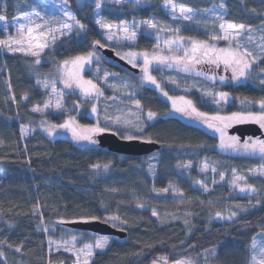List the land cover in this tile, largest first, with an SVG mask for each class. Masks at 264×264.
<instances>
[{
	"label": "trees",
	"instance_id": "16d2710c",
	"mask_svg": "<svg viewBox=\"0 0 264 264\" xmlns=\"http://www.w3.org/2000/svg\"><path fill=\"white\" fill-rule=\"evenodd\" d=\"M41 1L0 0V15L14 19L22 13L38 11ZM81 1L67 0L84 29L57 38L39 56L11 52L0 45V264H72L75 256L54 250L51 242L71 237L67 233L70 231L89 235L87 232L91 231L72 228L63 222L90 219L107 221L127 233L126 239L110 236L109 246L96 252L90 264H150L161 256L169 262L200 263L207 251H212L206 258L211 264H250L253 240L260 231L264 232V179L253 177L250 172L262 160L219 151L217 136L173 115L171 103L155 88L144 86L134 98L140 102L141 109L157 115L138 133L161 144V149L155 151L160 160L153 177L148 173L146 160L154 152L134 156L112 152L99 145L85 148L68 138H49L40 130L41 116L34 108L44 103L45 91L39 85L41 74L34 72L35 68L46 73L70 57L90 51L100 53L95 49L97 44L110 45L94 18L97 2L83 0L81 4ZM140 1L142 5L100 3L101 18L112 24L152 16L157 20L168 18L163 8L166 0ZM171 1L198 11L224 1L226 21L264 26V0ZM160 25L164 26V22ZM199 29L201 31L190 28L183 31L205 35L206 31ZM4 37L5 32L0 28V39ZM156 44L153 36L141 32L128 47L153 50ZM110 46L117 49L113 44ZM262 54L256 69H264V49ZM101 57L108 69L129 73L107 62L102 54ZM86 74L89 76L90 72ZM222 89L232 96L227 103L228 113L241 109L242 100L264 101V84L259 80L225 83ZM68 96L82 102L78 93ZM189 96L200 111H215L210 100L198 91H192ZM83 104L87 106L89 102ZM71 113L81 122L93 121L86 107L81 112L73 110ZM65 115L62 111L44 114L58 120ZM29 124L34 130L25 137L22 126ZM199 158H206L216 168L215 179L223 174L224 180L217 184L208 182L212 188L195 196L194 180L198 175L195 168L191 180L175 172L181 183L175 194L181 197L163 205L151 200L157 198L152 188L171 183L172 173L166 171L167 166L196 164ZM233 171L247 177L248 183L257 190L237 199L228 197V181ZM166 197L171 196L162 198ZM234 202L248 203L253 209L235 210L237 216L232 219L213 218L214 213ZM153 211L160 216H170L177 211L188 217L185 221H163L154 217Z\"/></svg>",
	"mask_w": 264,
	"mask_h": 264
},
{
	"label": "rangeland",
	"instance_id": "374dc122",
	"mask_svg": "<svg viewBox=\"0 0 264 264\" xmlns=\"http://www.w3.org/2000/svg\"><path fill=\"white\" fill-rule=\"evenodd\" d=\"M97 2V0H89ZM115 3L116 5L122 4H134L142 5L143 3H137V0H120L119 3L115 0H102V3ZM84 1H81L83 4ZM175 5L173 8L171 5ZM41 8L38 11L25 12L18 15L14 19L0 20V28L5 32L6 39L9 35L16 38H20V34L17 33V28L23 24V36L24 42L20 45L13 44L12 47L23 48V51H11V52H23L30 53L28 51L27 43V29H33V36H38L40 43H47L50 46L57 38L71 34L73 31H81L84 28H80L76 21H78L70 9L67 0H42L40 4ZM191 9L188 15L192 16V20H185L179 11L180 7ZM163 8L167 14L166 19L157 20L152 16L149 19L137 20L133 22H123L118 24H112L105 22L101 18V7H95L94 18L98 28L101 30L108 44L116 46V53L135 66L141 68L140 74L121 73L108 69V66L103 63L101 54L96 51H90L78 56L70 57L64 61L54 70L49 72H40L36 67L34 72H39L41 78L39 85L45 91V100L42 106L34 108V111L39 113L40 130L45 133L49 138L64 137L72 140L77 146L92 148L98 146L96 134L101 131H90L92 129H103V131H115L124 138L129 139L139 137L145 139V137L138 136L144 127L155 120L157 115L152 111H146L141 109L140 102L137 101L135 95L144 86L155 88L158 93L165 99H167L172 106V114L183 118L184 120L201 126L217 136L218 145L217 149L221 152L238 155V156H251L257 157L262 160V163L251 170V175L256 178L264 179V153L252 150H245L243 147H222L221 139L223 138L225 144H231L229 139L233 136L228 132V128L234 124L242 122H256L254 120H218L214 117H231L233 113L248 115H259L264 112V104L261 102H250L242 100L241 109L226 112L227 103L232 99L225 90L222 89L225 83L239 84L246 82H253L256 80L264 81V69H256L257 61L262 57L264 49V26L253 27L244 25V29H227L228 24L241 25L240 23L226 21L224 1L220 2L216 6H212L207 10H195L187 7L183 4L171 1V4L164 3ZM69 12L72 19L64 15V12ZM30 17V20L25 17ZM99 21V23H97ZM145 21L154 22L157 27L150 28ZM164 22V26L160 25ZM39 24L40 28H36ZM79 24L82 23L79 21ZM224 28H221V25ZM62 25H68L70 27H62ZM101 25H111V27H102ZM124 27H128L129 31L136 32V38L134 40L128 39ZM201 27L205 32V35H194L184 32L185 28L196 29L201 31ZM60 29V31H56ZM52 30V31H49ZM178 30V31H177ZM227 30V31H226ZM63 32V35H61ZM143 32L149 34L155 38L157 44L153 50H137L133 47H128L130 44H134L138 38V35ZM40 33H46L44 36H40ZM227 35L228 39L223 37ZM55 36V40L52 37ZM111 37V38H109ZM179 37H183V40H179ZM206 42L213 46L215 49H239L240 51L247 50L250 56H246V59L250 63V67L245 69L246 76L239 79L233 78V66L225 65L223 61H219L217 64L220 67L222 63V73H215L209 65L212 63V59L196 54V59L200 60V63L190 61V67L188 71L184 70V64L177 62L176 60L169 59L165 61H158L153 59L154 56L161 57H185L186 51L192 49L195 44ZM36 41H33L35 44ZM107 45V46H110ZM47 46V47H48ZM127 46V47H125ZM45 47L44 49H46ZM112 47V46H110ZM43 49V50H44ZM38 49L33 48V51ZM42 50V51H43ZM42 51H39L41 53ZM147 54L149 63L147 65L148 73H145V56ZM31 54V53H30ZM89 56L91 57L89 59ZM84 58L83 62L77 58ZM255 58V59H253ZM40 58H38L39 60ZM67 61V64L65 62ZM40 63V61H39ZM209 63V65H207ZM242 66V65H241ZM86 71L90 72L88 76ZM69 74H78V76L84 81H92L97 86L98 91L85 92L84 88L73 80L69 79ZM150 74L155 78V83L145 79V76ZM223 77V79H221ZM68 80L71 84L69 87L65 80ZM264 84V83H262ZM87 87V85H85ZM192 91H198L210 100L211 105L215 108V111L203 112L196 108V105L189 96ZM227 93V96L221 98L220 93ZM71 93H78L82 97V102H77L76 98L69 97ZM166 93V95H165ZM183 98V99H180ZM59 101L60 107H57ZM84 101H88L89 104L85 106ZM187 101L192 102V107L199 113L206 114L205 116H199L193 113L188 115L187 112L179 111L180 108H187L191 111V107L187 104ZM47 105V107H46ZM86 107V112L92 118V122H81L77 119L74 113L71 111L76 110L81 112ZM40 109V110H37ZM95 109V111H93ZM65 112L66 115L58 119H50L44 116L46 112ZM149 113H154L152 117H149ZM59 118V117H58ZM35 118L32 119V122ZM66 121H71L72 128H75L82 136H91V140L77 139L72 132L71 128H61L59 125H63ZM214 123L215 128L209 127L208 123ZM258 123V122H257ZM260 124V123H259ZM261 125V124H260ZM221 129V130H217ZM34 130V126H22L23 136L31 134ZM264 134V127H262ZM264 140V136H252L251 139L247 138L245 141H239V145H243L246 141L252 142L255 139ZM94 141V142H93ZM159 155L157 152L152 153L147 158L148 173L151 177L155 176L156 170L159 165ZM193 168L198 174L194 180V187L196 191L193 195L198 196L201 192H208L212 186L208 182L217 184L224 180V175H219V179H215L216 168L210 164L206 158H199L196 164L188 162L184 164H176L175 166H167L166 171L172 173L169 180V185L161 188H152L155 194V199H151L154 203L163 205L167 202L177 198L175 193L181 187L180 181H178L179 174L187 177L191 180ZM223 177V179L221 178ZM239 177V182L233 184V180ZM180 185V186H179ZM230 186L228 191V197L236 198L240 196H246L254 193L257 189L248 183V178L240 174L238 171H233L228 181ZM247 186V190L241 191L242 187ZM167 189V191H164ZM171 197H165L167 195ZM257 195V194H256ZM184 196V194H183ZM249 196V195H248ZM255 196V195H254ZM181 197V196H178ZM245 206V208H242ZM252 210L253 206H249L248 203L234 202L232 205L225 206L222 211L214 213V219H232L237 216L235 210ZM177 213V211H175ZM173 213L172 215H158L157 211H153L154 217H159L163 221H170L180 219L185 221L187 215L180 213ZM217 213H220L217 216ZM63 232H66L65 230ZM72 235L71 237L63 238L56 242H51V247L54 250H63L66 253L73 254L76 260L72 264H90L96 252L104 251L111 243V237L106 235H97L94 232H87V234H76L72 231L67 232ZM107 241L104 248L96 247L98 242ZM255 243L256 247H253ZM251 246V260L250 264H261L264 261V232L260 231L254 238ZM89 249L91 255H88ZM212 255V251L204 253L203 258L200 259V263H195L190 260H179L176 262H169L165 257H158L150 264H211L206 258ZM198 261V260H197Z\"/></svg>",
	"mask_w": 264,
	"mask_h": 264
},
{
	"label": "snow or ice",
	"instance_id": "6c2138e0",
	"mask_svg": "<svg viewBox=\"0 0 264 264\" xmlns=\"http://www.w3.org/2000/svg\"><path fill=\"white\" fill-rule=\"evenodd\" d=\"M102 2V0H97L96 3V7L99 8L100 7V3ZM115 2L119 3L120 0H115ZM137 3H140V0H137ZM166 3L171 4V0H166ZM173 8H175V5H171ZM181 16H183V18L185 20H192V16L188 15L187 13H190L192 10L185 8L183 6L180 7L179 9ZM65 16H68L72 19H75L74 17H71V14L69 12H64ZM6 19V17L0 15V20ZM25 19L30 20V17L26 16ZM97 23H99V21H97ZM144 23L148 24V26L150 28H156L157 25L152 22V21H145ZM76 24L80 27V28H84V25L79 24V21H76ZM102 27H111V25H101ZM62 27H70L68 25H62ZM221 28H224L225 26L222 24L220 26ZM244 25H233V24H228L227 25V29H244ZM36 28H40V25L37 24ZM23 30H24V25L21 24L18 28H17V33L20 34V38H16L14 36L9 35L6 39H0V45H3L4 47L8 48L11 51H23V48H19V47H12L13 44L16 45H20L22 42H24V36H23ZM52 31V30H49ZM56 31H60V29H56ZM123 31L125 32L126 36L128 39L134 40L136 38V32L135 31H129L128 27H124ZM178 31V30H177ZM227 31V30H226ZM33 29L32 28H28L27 29V43L29 45L28 47V51L34 55V56H39V51H42L45 47H47V43H40L39 42V38L38 36H33ZM40 36H44L46 35V33H40ZM61 35H63V32H61ZM111 38V37H109ZM224 39H228V36L225 35L223 37ZM53 40H55V36L52 37ZM179 40H183V37H179ZM33 41H36L35 44H33ZM99 43V42H97ZM33 48H36L38 50L33 51ZM197 52L200 53V55L204 56V57H208L210 59H212L213 63H218L219 61H223V63L227 66V65H231L233 66V78L234 79H239L241 77L246 76V72L245 69L249 68L251 65L249 63V61L246 59V56H250L251 54L247 52V50L245 49L244 51H240L239 49H215L213 46L207 44L206 42H201L199 44H195L194 43V47L188 51H186L185 57H161V56H154L153 59L158 60V61H165V60H169V59H173L176 60L177 62H181L184 64V70L188 71L189 67H190V61H194L195 63H200L199 59H196V54ZM145 68L144 71L145 73H148V68L147 65L149 63L148 60V56L145 53ZM91 57L89 56V59ZM78 60H80L81 62H83L84 58L80 57L77 58ZM255 59V58H253ZM37 63H39V61L37 60ZM65 64H67V61L65 62ZM242 65V66H241ZM69 79H73L75 80L79 86H81L82 88H84L85 92H90V91H98L97 86L95 84L92 83V81H84L82 80L78 74H69ZM145 79L155 83V78L153 76H151L150 74H147L145 76ZM221 79H223V77H221ZM65 83L71 87V84L69 83V81L66 79ZM261 83H264V81H261ZM85 85H87V87H85ZM166 95V93H165ZM221 98H224L227 96V93H220ZM183 99V98H180ZM262 104H264V101H261ZM187 104L189 105V107H191V111H188L187 108H180L178 109L179 111H184L187 112L188 115H192L193 113H195L196 115L199 116H205L206 114L204 113H199L195 107H192V102L191 101H187ZM57 107H60V103L59 101L57 102ZM47 107V105H46ZM40 110V109H37ZM93 111H95V109H93ZM153 115H155L154 113H149V117H152ZM213 119H218V120H235V121H242V120H254L258 123L261 124V127H264V112L260 113L259 115H253L251 113H249L248 115H244V114H237V113H233L231 117H214ZM206 123H208L209 127L215 128L216 125L214 123H209L208 121H205ZM59 127L61 128H71L73 135L77 138V139H88L91 140V136H82L75 128H72V124L71 121H66L63 125H59ZM217 130H221V129H217ZM90 131H103V129H92ZM129 139H131V137H129ZM232 143L231 144H225L223 138L221 139V146L222 147H233V148H237V147H243L245 150H252V151H259L261 153H264V140H261L259 138L255 139L252 142H248L246 141L243 145H239V141L237 137H230L229 138ZM251 139V138H250ZM94 142V141H93ZM107 167V166H105ZM223 179V177H221ZM239 177H236L233 180V184H237L239 182ZM247 190V186L242 187L241 191H245ZM164 191H167V189H165ZM220 213H217V216H219ZM107 241L104 242H98L96 247L98 248H104L106 246ZM253 247H256L255 243H253ZM262 251H264V249H262ZM88 255H91V250L89 249ZM179 264V262H178ZM261 264H264V261L261 262Z\"/></svg>",
	"mask_w": 264,
	"mask_h": 264
},
{
	"label": "water",
	"instance_id": "95a60500",
	"mask_svg": "<svg viewBox=\"0 0 264 264\" xmlns=\"http://www.w3.org/2000/svg\"><path fill=\"white\" fill-rule=\"evenodd\" d=\"M95 49L99 51L110 64L121 67L131 74L137 75L141 73L140 67L131 64L119 56L114 48L97 44ZM229 132L237 133L242 139H245L247 135L264 136L262 127L257 122L237 123L229 128ZM96 139L100 147L107 148L109 151L125 155L142 156L159 151L161 149V144L159 142L137 137L127 139L120 136L115 131L109 130L97 133ZM63 224L72 228L88 230L99 235L115 236L121 239L127 238V233L125 230L117 228L109 222L101 219L64 221Z\"/></svg>",
	"mask_w": 264,
	"mask_h": 264
},
{
	"label": "flooded vegetation",
	"instance_id": "af4514ba",
	"mask_svg": "<svg viewBox=\"0 0 264 264\" xmlns=\"http://www.w3.org/2000/svg\"><path fill=\"white\" fill-rule=\"evenodd\" d=\"M116 51V50H115ZM207 65H209V63L207 64ZM222 63H220V67H219V65L217 64V63H211L210 65H209V68L214 72L215 71V73H217V72H219V73H222L223 72V70H222ZM139 67V66H138ZM228 132H229V130H228ZM231 133V132H230ZM233 136H235V137H237L238 138V141H245V140H247V138H251L252 136L250 135V136H246L245 137V139H242L237 133H231Z\"/></svg>",
	"mask_w": 264,
	"mask_h": 264
}]
</instances>
